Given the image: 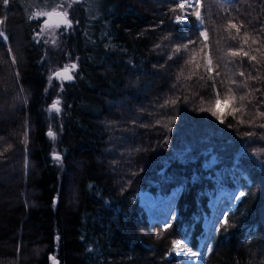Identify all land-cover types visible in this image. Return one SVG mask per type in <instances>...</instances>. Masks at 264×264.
<instances>
[{"label": "trees", "instance_id": "obj_1", "mask_svg": "<svg viewBox=\"0 0 264 264\" xmlns=\"http://www.w3.org/2000/svg\"><path fill=\"white\" fill-rule=\"evenodd\" d=\"M182 1L0 2V264H185L222 190L204 264H264V0H200L202 26ZM53 7L71 27L44 29ZM141 191L176 194L166 224Z\"/></svg>", "mask_w": 264, "mask_h": 264}, {"label": "snow or ice", "instance_id": "obj_2", "mask_svg": "<svg viewBox=\"0 0 264 264\" xmlns=\"http://www.w3.org/2000/svg\"><path fill=\"white\" fill-rule=\"evenodd\" d=\"M0 2H2L4 5H7L9 3V0H0ZM187 3V0H184L183 3H180L178 5V7L180 9H184L185 7V4ZM192 5H189V7H191ZM175 10V9H173ZM37 16H46L48 19L45 20L44 22V28L45 29H51V28H58L60 27L61 24H64L68 27H71V21L68 19V13L67 11H58L56 7H53L51 11H47V12H40V13H37L36 14ZM194 15L196 16L197 20H200L201 19V13L197 10L194 12ZM177 22L180 23L182 22V20L184 19L183 17H177ZM3 21L0 20V24H2ZM201 23H202V20H201ZM229 27L230 28H234L236 29V32L239 33L240 32V27L241 26H237L236 24L234 23H230L229 24ZM201 35L204 36L205 40H207V33L206 32H201ZM4 36V33L2 31H0V37H3ZM232 39H236L235 36L232 37ZM243 42L244 43H247L248 42V37H247V34H245L244 38H243ZM253 43H256L257 41L255 39H253L252 41ZM188 46L187 45H182V46H177V48L175 49L176 52H179L181 50V48H187ZM205 47H207V45H205ZM230 55L232 57H237V56H243V57H248L249 54L248 52L246 51H243V48L239 49V50H233L230 52ZM249 59L251 61H257V57L256 56H251L249 57ZM192 61H188L187 63H191ZM70 68H75V65H71L69 66ZM69 67H65L63 72H58L56 73L57 76H63V78L65 79H72L71 75H69ZM196 68H199L200 65L199 64H196L195 65ZM206 71L208 73H211L213 71V68H212V60L211 58H208L207 59V67H206ZM195 74V73H193ZM217 75H219V73H217ZM240 76H244L245 73L244 72H240L239 73ZM203 78V77H201ZM213 77L210 75L209 76V79H212ZM249 79H256L255 77H252L251 74H249ZM233 84L237 83L236 81H232ZM238 87H241V88H247L248 87V84H247V81H244V82H241ZM251 95V93H245L244 95H240L239 97H237L235 95V93L233 92V89L232 88H228L226 93H225V99L227 101H229L230 103H240V108L243 107V101H245L246 99H248V97ZM217 102H219V93H217ZM264 102V101H262ZM249 103H251V101L249 100ZM58 104L59 102H54V104L52 105V108L55 109L56 111H59V108H58ZM240 108H235L233 109V111H240ZM215 115V113H213ZM260 115L262 117H264V113H260ZM261 127H264V124L261 125ZM49 136L55 138V134L51 131H49L48 133ZM56 159H59V157H56ZM241 195H243V193H241ZM173 246H174V250H178V251H185L186 249L184 247H182V244H181V241H173ZM193 255H195L193 253Z\"/></svg>", "mask_w": 264, "mask_h": 264}, {"label": "rangeland", "instance_id": "obj_3", "mask_svg": "<svg viewBox=\"0 0 264 264\" xmlns=\"http://www.w3.org/2000/svg\"><path fill=\"white\" fill-rule=\"evenodd\" d=\"M183 2H184V0L182 1V3ZM187 4L192 5L191 8H194L196 6L197 10L201 13L202 9H201L200 0H187V3L185 5H187ZM39 18L42 20V24L44 25V22L47 19V17L46 16H39ZM183 18L184 19L182 20V22H185L186 18L185 17H183ZM201 20H202V16H201V19L198 20L200 25L202 26ZM45 30L47 32H51V30H54V28L53 29L52 28L51 29H45ZM3 38H4V36H3ZM65 67H69V66H65ZM64 68L56 70V73L63 72ZM72 69L73 68L69 67V73L68 74L71 75V77H72ZM56 73L52 74L53 79L66 80V81L72 80V79H65V78H63V76H57ZM51 110L53 111L54 109H51ZM238 198H239V192H235L234 194H231L227 191L222 190L219 192L216 199H210L209 205H210V208L213 212V215L211 217H205L204 225H203L204 229L205 230L207 229V227H208L207 225H210V223L212 222V219L214 217H216V222H217L218 217L224 216L229 209L233 208L234 202ZM138 199H139V205L144 209V211L148 215L149 220H151L153 218V216H154L153 214H156L158 212V207L163 202L164 203L166 202L161 195H153V194H151L149 192H145V191L139 192ZM173 209H174V207H173ZM172 212H173V210H172ZM172 212H169L168 214H166L168 217V221L171 218ZM156 217H159V216H156ZM199 238L200 237H197V239H199ZM200 240H201V242L203 241L202 239H200ZM184 248L186 249L185 251H178V250L176 251L178 258L185 255L186 256L185 264H191L194 261V259L197 258L198 254L194 258L193 257V251L191 250V248L187 244L184 245ZM54 264H57V262H54Z\"/></svg>", "mask_w": 264, "mask_h": 264}, {"label": "water", "instance_id": "obj_4", "mask_svg": "<svg viewBox=\"0 0 264 264\" xmlns=\"http://www.w3.org/2000/svg\"><path fill=\"white\" fill-rule=\"evenodd\" d=\"M61 25H64V24H61ZM172 200H173V203L171 204V206L169 208V212H172V210H173L174 203H175V200H176V194L173 196ZM56 202H58V200H56ZM169 203H171V202H169ZM149 221L151 223H163V224H166L168 222V217H167V215H166V217H156V216H153V218L151 220H149ZM215 224H216V217H214L212 219V222L210 223L209 227H207V229L205 230L206 231V237L201 242V244H202V250H201V252L204 255V261H205V252L207 250L208 243H209V240L211 238V235H212V232H213V229H214Z\"/></svg>", "mask_w": 264, "mask_h": 264}, {"label": "bare ground", "instance_id": "obj_5", "mask_svg": "<svg viewBox=\"0 0 264 264\" xmlns=\"http://www.w3.org/2000/svg\"><path fill=\"white\" fill-rule=\"evenodd\" d=\"M169 202H163L159 207H158V212L156 214H153L154 216H159V217H165L166 214L169 212V208L171 204L173 203V200ZM156 207V206H155ZM209 227V225H207ZM204 263V255L202 252H200L197 256V258L191 263V264H203Z\"/></svg>", "mask_w": 264, "mask_h": 264}]
</instances>
